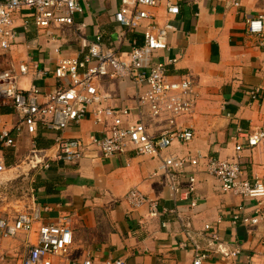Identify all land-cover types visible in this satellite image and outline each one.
Here are the masks:
<instances>
[{"label": "crops", "instance_id": "obj_1", "mask_svg": "<svg viewBox=\"0 0 264 264\" xmlns=\"http://www.w3.org/2000/svg\"><path fill=\"white\" fill-rule=\"evenodd\" d=\"M174 1L180 6L175 16L168 15L166 0L151 10L158 23L171 20L176 27L170 35V49L160 51L157 59L167 63L173 80L192 77L199 97L195 110L177 121L178 127L192 130L194 138L187 144L175 140L164 155L194 156L201 152L239 161L247 177L264 181V142L251 149L244 146L239 153L236 149L248 134L264 129V37L250 35L247 26L248 18L264 14V0ZM236 1L240 6L235 5ZM81 2L83 11L76 14L73 25L54 24L43 29L26 17L28 11L16 15L18 43L11 50L0 49V66L18 68L25 62L45 71L42 76L30 72L20 77L21 88L37 85L44 94L53 92L61 84L54 73L59 62L83 59L98 35L106 45H119L125 52L134 44H143L142 28L125 30L115 20L122 0ZM27 20L29 29L25 30ZM97 85L102 93L111 96L109 105L137 106L138 88L130 80L108 78ZM139 116L135 109L131 118ZM21 117L11 106H0V131L11 129ZM142 119L155 132L166 125V121L152 118L146 111ZM102 130L103 126L88 117L62 135L87 139L91 134L100 136ZM56 136L41 128L33 135L24 131L17 138V146L5 150L7 163H22L33 145L52 149ZM96 156L75 163L53 160L48 169L30 173L29 167L23 165L11 175L20 178L16 183H20L17 188L21 192L16 193H21L20 197L28 195L26 210L37 209L41 218L34 232L3 241L0 258L5 256L7 264H18L29 242H36L35 231L42 224H57L69 217L74 243L69 255L55 258L53 264L88 258L95 264L116 259L128 264H192V248L185 250L179 245L186 239L183 231L190 226L197 233L206 224H213L222 240L232 249L241 250V254L215 255L204 264H264V218L251 228L235 225L232 211L244 202L243 198L223 193L205 167L197 170L196 192L182 195L171 189L168 176L160 169L161 158L135 155L132 151L109 159ZM182 183L186 185V181ZM133 188L157 200L161 214L150 215L147 205L132 208L126 196ZM12 197L17 199L16 194L12 193Z\"/></svg>", "mask_w": 264, "mask_h": 264}, {"label": "built area", "instance_id": "obj_2", "mask_svg": "<svg viewBox=\"0 0 264 264\" xmlns=\"http://www.w3.org/2000/svg\"><path fill=\"white\" fill-rule=\"evenodd\" d=\"M122 2V7L115 13V20L125 30L139 31L142 28L141 46L134 44L125 52L119 45H106L103 37L98 35L83 59L66 58L59 62L54 73L61 84L47 94L37 85L23 89L18 84V79L30 72L42 76L45 71L40 70L38 65L23 62L18 68L0 66V106H11L22 116L14 127L0 131V197L9 199L12 193L21 192L17 188L20 183H16L19 177L11 175L19 172L23 165L29 167L30 173L32 170L48 169L53 160L75 163L84 158L95 159L96 155L109 159L132 151L135 155L161 158L160 169L168 176L171 189L182 195L196 192L197 170L205 167V171L219 182L223 193L243 198L244 202L232 211V222L249 228L258 225L264 218V181L259 177H247L241 162L201 152L194 156L164 155L175 140L187 144L194 138V132L178 127L177 121L195 110L199 96L192 77L173 80L168 74L167 63L157 59L160 51L170 49V35L176 31L171 20L160 24L151 12L161 5L162 0ZM235 5L240 6V3L236 1ZM166 7L170 16L180 12L179 4L174 0H166ZM24 10L28 11L26 17L34 25L47 29L54 24L73 25L76 14L83 11V5L81 0H0V49L11 50L18 43L20 33L16 27V15ZM247 26L250 35L264 37V14L248 18ZM23 27L29 29L28 20ZM108 78L127 79L134 83L138 88L135 108L109 105L111 96L102 93L97 85ZM253 96L257 97V94L253 93ZM135 109L140 116L133 120L131 117ZM144 111L152 118L166 121V125L155 132L142 119ZM88 117L93 118L96 125L103 126L100 136L91 134L87 139L63 137V131ZM40 128L56 133L53 148L45 150L33 145L22 163L8 165L5 150L16 147L17 138L24 131L33 135ZM245 138V142L236 147L238 153L245 147L251 149L263 143L264 129ZM126 198L132 208L147 205L150 215L161 214L159 202L150 199L138 188L131 189ZM40 218L37 209L0 217V246L5 240L34 232ZM35 233L36 242H29L18 264H53L55 258L69 255L74 243L69 217H64L57 224H42ZM183 233L186 239L179 245L185 250L192 248V264H204L215 255L237 257L241 254V250L232 249L222 240L213 224H206L197 233L186 226ZM0 264H7L5 256H1ZM70 264L95 263L88 258ZM108 264L128 263L116 259Z\"/></svg>", "mask_w": 264, "mask_h": 264}, {"label": "rangeland", "instance_id": "obj_3", "mask_svg": "<svg viewBox=\"0 0 264 264\" xmlns=\"http://www.w3.org/2000/svg\"><path fill=\"white\" fill-rule=\"evenodd\" d=\"M20 179V178H19ZM16 194L17 199L15 197L10 196L9 199L0 197V214H17L18 212L24 211L29 206V198L28 195L26 197L22 196L21 193H13Z\"/></svg>", "mask_w": 264, "mask_h": 264}, {"label": "trees", "instance_id": "obj_4", "mask_svg": "<svg viewBox=\"0 0 264 264\" xmlns=\"http://www.w3.org/2000/svg\"><path fill=\"white\" fill-rule=\"evenodd\" d=\"M11 163L10 162H8V165H10Z\"/></svg>", "mask_w": 264, "mask_h": 264}]
</instances>
